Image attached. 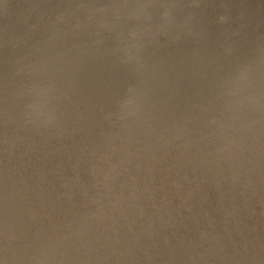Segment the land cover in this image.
I'll list each match as a JSON object with an SVG mask.
<instances>
[{"label": "water", "instance_id": "95a60500", "mask_svg": "<svg viewBox=\"0 0 264 264\" xmlns=\"http://www.w3.org/2000/svg\"><path fill=\"white\" fill-rule=\"evenodd\" d=\"M0 264H264V0H0Z\"/></svg>", "mask_w": 264, "mask_h": 264}]
</instances>
